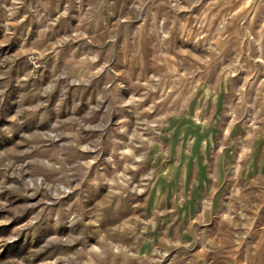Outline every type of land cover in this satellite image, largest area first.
Listing matches in <instances>:
<instances>
[{
    "label": "rangeland",
    "instance_id": "rangeland-1",
    "mask_svg": "<svg viewBox=\"0 0 264 264\" xmlns=\"http://www.w3.org/2000/svg\"><path fill=\"white\" fill-rule=\"evenodd\" d=\"M0 264H264V0H0Z\"/></svg>",
    "mask_w": 264,
    "mask_h": 264
}]
</instances>
